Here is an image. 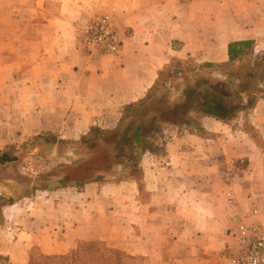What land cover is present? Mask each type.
Segmentation results:
<instances>
[{"label":"crops","instance_id":"obj_1","mask_svg":"<svg viewBox=\"0 0 264 264\" xmlns=\"http://www.w3.org/2000/svg\"><path fill=\"white\" fill-rule=\"evenodd\" d=\"M101 13L125 33L118 55L78 45L79 24ZM229 45L244 49L241 59L264 51V0H0V151L46 133L77 140L114 129L172 60L228 63ZM199 123L196 133L173 127L164 150L143 154L141 184L77 191L78 215L93 208L94 224L109 222L78 238L123 243L145 264H230L236 221L258 210L264 223V98L229 124ZM113 222L124 234L113 236ZM23 234L0 246V264H27L34 235Z\"/></svg>","mask_w":264,"mask_h":264},{"label":"rangeland","instance_id":"obj_2","mask_svg":"<svg viewBox=\"0 0 264 264\" xmlns=\"http://www.w3.org/2000/svg\"><path fill=\"white\" fill-rule=\"evenodd\" d=\"M263 55L264 51L257 54L248 53L245 58L235 64L213 63L208 67H204L205 63L198 62L195 57L181 60V65L172 67L177 76L174 77L173 73L170 77L164 76L144 99L149 102L145 113L144 111L130 112L123 108L122 119L116 128L97 129L96 132H93L96 137L87 136L88 138H101L97 142H91L90 139L83 142L81 138L77 140L57 138L55 135L46 133L28 139L21 137L20 141L4 148L0 151V157L4 155L11 158L18 157L19 162L0 164V179L19 178L21 183L17 186L18 197L14 201L15 205L12 204L13 202L0 204V246L7 249L14 247L16 238L29 231V234L32 233L34 236L30 243L31 251L25 257L27 264H43V256L67 255L83 241L103 242L108 247L118 249L130 256L129 263L145 264V258L128 253L123 243L115 246L110 241L92 237L78 238L92 232L95 225L104 228V225L109 222L97 220L94 224L92 215H90V211L94 212L93 208H90L89 216L85 213L78 215L74 211L76 207V210L82 209L77 193L79 190L76 187H67L69 182L64 180L66 174H69L70 171L78 174L85 167L97 166L98 162L108 167L111 166L108 175L110 180L104 183L119 182V179L125 176L127 178L125 181H138L141 184L140 171L135 173L134 162L128 161V158L131 160L133 157L131 148L128 147L123 151L118 150L115 144L105 143L104 138H135L137 126L143 124L144 151L164 150L166 144L174 137L173 127L175 126L158 122L155 118V115L160 113V107L157 104L159 101H163V108H172L179 104L182 101L183 91L197 73L205 75L213 82L226 80L235 86L236 78H229L227 73L235 71L238 74L242 68H253ZM197 70L198 72H196ZM257 83L260 93H263L261 96H264V73L259 77ZM199 118L200 116L193 114L192 119H188L190 120L188 126H179L181 131L190 129L196 133V129H200ZM238 126L239 123H234V128ZM246 129L253 138L259 140L258 133L251 125H247ZM114 131H118V133ZM94 145L95 148L90 150V147ZM118 151L123 152V155L127 157L122 160L124 164L121 166L115 164L114 157ZM44 187L50 190H43ZM62 190L65 191L60 192ZM6 208L12 209L8 211ZM120 210L123 213V208ZM6 214L8 215L7 219ZM112 224L114 225L113 236L124 234V230L120 226L122 224H115V222ZM102 232V235L108 236L103 230Z\"/></svg>","mask_w":264,"mask_h":264},{"label":"trees","instance_id":"obj_3","mask_svg":"<svg viewBox=\"0 0 264 264\" xmlns=\"http://www.w3.org/2000/svg\"><path fill=\"white\" fill-rule=\"evenodd\" d=\"M243 53L244 49L236 50L233 45H229L228 63H237L238 60L240 61L242 58L241 56ZM181 63V60H172L171 63L160 72L158 80L153 87H155L164 76L170 77L173 73L174 77H176L177 75L174 74L172 67L181 65ZM212 65L213 63H205L204 67ZM196 72H198V70ZM263 73L264 55L253 68H242L238 74L235 73V71L227 73L229 78H236L235 86L226 80L213 82L205 75L197 73L194 78L189 81L187 87L183 91L182 101L179 104L172 108H163V101L157 103L160 107L161 114L155 115V118L158 122L179 127L181 125L188 126L190 124V120L188 119H192V115L195 114L200 117H213L218 121L229 124L240 118L242 114L248 113L256 106L261 98H264V96H261L263 93H260L259 84L257 83L259 77H261ZM144 99L127 105L124 108L130 112L144 111L145 113L149 102ZM97 129L98 128L93 129L87 136L96 137V135H93V132H96ZM143 130V124H139L136 128L135 138H104V141H106L105 143L111 142L115 144L118 150L123 151L128 147L131 148L133 157H131V160L128 158V161L134 162V172L137 173L140 171V176L142 175L140 162L145 153L143 149ZM114 132L118 133V131ZM87 136H83L81 140L84 142L90 139L91 142H97V140L101 139L88 138ZM93 148H95V145L90 147V150ZM125 158L127 157L123 155V152H116L114 157L116 160L115 164L117 166L123 165L124 162H122V160ZM110 170V165L108 167L103 163L97 162V166L93 168L85 167L81 169L78 174H75L74 171H70L69 174H66L64 180L69 182L67 187H76L81 191L87 184L108 182L110 180L108 176ZM125 180H127V178L124 176L119 179V182ZM43 190L50 189L44 187ZM128 259H130V256L118 249L108 247L103 242L83 241L75 250L69 252L67 255L43 256L42 262L43 264H133L129 263Z\"/></svg>","mask_w":264,"mask_h":264},{"label":"built area","instance_id":"obj_4","mask_svg":"<svg viewBox=\"0 0 264 264\" xmlns=\"http://www.w3.org/2000/svg\"><path fill=\"white\" fill-rule=\"evenodd\" d=\"M124 35L112 14L101 13L79 24L77 42L87 51L115 56L124 45ZM258 215V210H252L236 221L237 252L230 254V264H264V223L256 220Z\"/></svg>","mask_w":264,"mask_h":264},{"label":"water","instance_id":"obj_5","mask_svg":"<svg viewBox=\"0 0 264 264\" xmlns=\"http://www.w3.org/2000/svg\"><path fill=\"white\" fill-rule=\"evenodd\" d=\"M35 151V150H34ZM36 152V151H35ZM32 154V153H28ZM19 162L18 157L11 158L8 155L0 157V164H14ZM21 183L19 178H2L0 179V204L4 202H14L17 195V186Z\"/></svg>","mask_w":264,"mask_h":264}]
</instances>
